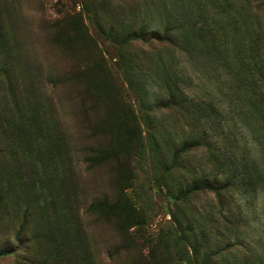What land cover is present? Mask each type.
I'll use <instances>...</instances> for the list:
<instances>
[{
  "label": "rangeland",
  "instance_id": "obj_1",
  "mask_svg": "<svg viewBox=\"0 0 264 264\" xmlns=\"http://www.w3.org/2000/svg\"><path fill=\"white\" fill-rule=\"evenodd\" d=\"M147 1L155 5L136 0L123 6L125 23L130 26L122 34L120 31V38H125L131 29L140 31L143 24L163 31L161 25L175 17L177 8L173 0ZM85 2L92 12L82 11ZM95 4V0H19L17 10L18 37L24 53L32 57L31 71L41 68L39 74L33 72L36 77L33 85L38 93L49 96L56 109L63 137L60 146L70 155L74 173L86 190L79 212L94 244L96 261L132 264L139 252L127 241L128 232L119 231L129 228L128 236L137 241L153 239L152 245L157 250L153 264H174L181 258L175 247L177 236L190 237L193 242L199 236L194 227H201L208 241L223 249L221 258L234 256L235 264H264V190L247 198L233 191L231 194L222 191L220 196L215 192L199 193L177 205L168 198L169 192L175 195L195 178L226 180L229 173L238 171V167L228 165L227 149L231 155L247 156L248 152L260 155L254 137L257 134L263 138L260 126L264 128V110L258 112L243 96L250 70L245 57L238 54L248 42V35L225 25L224 44L219 47V41L213 40L210 43L213 53L207 58L196 52L195 48L202 45L190 25L185 26L188 40L192 41L188 43L190 54L157 40L117 43L101 37L95 30ZM199 10L196 7L195 13ZM75 14H83L97 45L94 57L103 59V73L108 83L117 81L120 99L133 106L134 118H128L126 110L117 102H102L96 94L93 101L87 97L96 72H86L89 69L86 52L74 26L71 23L59 29L50 26L64 15ZM101 15L106 26L108 17ZM258 23L264 27V12L258 16ZM131 59L134 70L129 63ZM176 88L187 93L192 103L173 110L157 108L159 100L167 99L168 93ZM110 90L105 88L106 95H112ZM209 101L228 110L230 118L212 113ZM111 110L109 117L107 113ZM112 118L119 119L121 131L116 129ZM132 129L138 131L143 147L135 154V172L128 178L125 151L127 134ZM94 157L95 168L86 162ZM106 196L112 202L119 201L121 206L128 201L136 205L144 223L139 225L140 217L136 216L126 223L124 214L86 212L94 198L99 201ZM243 208L247 211L246 220L240 216ZM188 227L194 231H188ZM191 243L184 240L185 261L192 256ZM141 252L146 256L152 254L149 249L141 248ZM0 264H14V258L2 259Z\"/></svg>",
  "mask_w": 264,
  "mask_h": 264
},
{
  "label": "trees",
  "instance_id": "obj_2",
  "mask_svg": "<svg viewBox=\"0 0 264 264\" xmlns=\"http://www.w3.org/2000/svg\"><path fill=\"white\" fill-rule=\"evenodd\" d=\"M130 1L134 4L136 0H95V30L101 37L126 44L136 40L163 41L190 54L188 43L192 44V41L188 40L185 30V26L190 25L202 45L195 48L196 52L207 58L213 53L210 44L213 40L219 41V47L224 44L222 30L225 25L242 30L248 35V42L243 49H239L241 53L238 54L245 57L250 70V80L244 84L246 88L243 96L258 112L264 110V27L258 23V16L264 12V0H173L177 8L175 17L168 18L161 25L163 31L143 24L140 31L131 29L125 38H120L124 28L130 26L128 22L125 23L123 12V6ZM149 4L155 5L154 2ZM18 6L19 0H0V260L12 257L14 264H98L94 256V244L79 212L80 200H85L86 190L80 186V180L74 173L70 155L63 152L60 146L63 137L56 109L49 96L42 92L43 89L42 93H38L37 87L33 85L36 78L33 72L39 74L41 68L35 67L31 71L32 57L24 53L21 37H18ZM196 7L200 8L198 14L195 13ZM82 9L83 12H92L88 2ZM101 14L108 17L106 26L102 24L104 19ZM68 23L74 26L79 43L86 52L89 68L86 72H96L87 97L93 101L96 94L102 102H117L126 110L128 118H134L133 106L120 99L117 81L108 83L103 73V59L94 57L97 45L94 36L89 33L83 14L64 15L62 19L51 22L50 26L59 29ZM254 24L257 26H252ZM185 46L186 49L183 48ZM129 63L134 70L133 60ZM105 88L112 95H106ZM192 101L187 93L176 88L168 93L167 99L159 100L157 108L173 110ZM208 105L212 113L225 114L227 119L230 118L228 110L225 111L217 103L210 102ZM150 112L152 109L148 110V116ZM111 115L112 110L107 113V116ZM112 120L116 129L121 131L119 119ZM260 128L264 132V128ZM138 137L136 129L127 134L125 171L128 178L135 172V154L143 147ZM254 140L259 147V157L251 152L247 156L231 155L227 149L225 155L229 154L226 158L228 165L238 167V171L229 173L226 180L195 178L189 187L179 189L175 195L169 192L170 201L177 205L179 201H187L199 193L215 192L220 196L222 191L229 194L233 191L247 198L264 190V135L261 138L256 134ZM184 150L182 148V152ZM179 156L175 157L176 161ZM86 162L95 168V157ZM86 212L92 215L124 214L126 223L140 217L138 224L144 223L141 210L136 205L128 201L121 206L119 201L112 202L109 196L99 201L94 198ZM240 212L243 220L248 219L244 208ZM228 213L232 215L229 210ZM194 228L199 236L194 237L193 242L190 237L177 236L175 247L181 258L174 264H235L234 256L226 258L224 255L221 258L223 249L208 241L207 233L201 227ZM121 230L128 232L127 241L139 252L132 264H153L152 259L157 251L152 245L153 239L137 241L128 236L129 228ZM187 230L194 231L192 227ZM184 240L192 242V256L186 261L183 260V256H187ZM141 248L149 249L152 254L144 255Z\"/></svg>",
  "mask_w": 264,
  "mask_h": 264
}]
</instances>
